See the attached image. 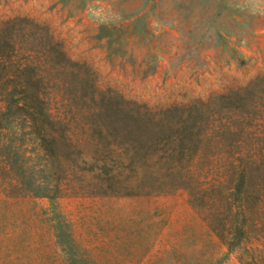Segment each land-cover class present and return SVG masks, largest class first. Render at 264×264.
<instances>
[{"label":"rangeland","instance_id":"rangeland-1","mask_svg":"<svg viewBox=\"0 0 264 264\" xmlns=\"http://www.w3.org/2000/svg\"><path fill=\"white\" fill-rule=\"evenodd\" d=\"M14 23L98 97L170 118L141 140L77 126L61 166L30 130L0 132V264H264V242L236 211L223 232L197 181L264 144V0H0V29Z\"/></svg>","mask_w":264,"mask_h":264},{"label":"trees","instance_id":"trees-1","mask_svg":"<svg viewBox=\"0 0 264 264\" xmlns=\"http://www.w3.org/2000/svg\"><path fill=\"white\" fill-rule=\"evenodd\" d=\"M90 104L94 105L89 110H81ZM167 118L169 115L156 119L112 97H98L89 76L70 65L41 30L18 23L0 29V132L11 125L30 130L58 166L62 157L59 145L72 140L67 131L77 126L99 133L127 130L141 140L146 132L166 125ZM196 118L191 120L195 123ZM235 128L237 131L230 132L237 135L242 129ZM212 158H208L211 166ZM223 161V171L211 179L197 177L199 194L208 198L214 214L222 209L226 216L220 219L223 232L231 230L226 229L227 224L233 226L228 217L236 211L241 215L237 228L243 237L254 234L255 240L264 242V144L232 147Z\"/></svg>","mask_w":264,"mask_h":264}]
</instances>
